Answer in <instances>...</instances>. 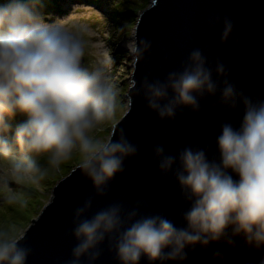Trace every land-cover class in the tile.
<instances>
[{
	"label": "clouds",
	"instance_id": "clouds-1",
	"mask_svg": "<svg viewBox=\"0 0 264 264\" xmlns=\"http://www.w3.org/2000/svg\"><path fill=\"white\" fill-rule=\"evenodd\" d=\"M45 0H0V155L12 157V175L43 176L38 159L46 154L48 165L58 168L74 150L82 154L78 167L91 178L96 191L105 193L110 181L123 172L125 160L139 151L123 129L116 136L99 139L92 133L103 121L112 120L119 92L108 78L112 57L88 66L84 61L85 41L59 20L48 19L42 10ZM222 39H227L233 21L224 20ZM129 52L139 60L151 47L135 35ZM214 71L225 76L223 86ZM226 65L215 69L199 48L193 49L182 70L166 79L145 77L140 87L148 105L162 119L174 118L182 106L200 110V98L220 92V101L236 108L242 102L243 118L236 126L224 122L217 136L219 155H208L203 147L191 145L177 155L163 145L155 147L159 167L175 170L190 206L181 226L162 214L140 215L138 208L126 210L113 203L89 217L91 197L75 210L73 233L78 243L67 264H95L108 240L121 264L177 261L189 258V249L224 242L235 249L246 246L259 253L247 264H264V98L246 94L226 78ZM131 96L129 101L131 102ZM23 118L15 126L9 117ZM24 233L0 235V264H27L32 249L21 244ZM211 257L229 264L226 251L214 247Z\"/></svg>",
	"mask_w": 264,
	"mask_h": 264
},
{
	"label": "water",
	"instance_id": "water-1",
	"mask_svg": "<svg viewBox=\"0 0 264 264\" xmlns=\"http://www.w3.org/2000/svg\"><path fill=\"white\" fill-rule=\"evenodd\" d=\"M233 21L228 38L222 39L224 20ZM137 40L146 38L151 47L143 56L135 57L133 80L137 87L144 78L166 79L169 72L182 70L193 49L199 48L215 69L218 61L226 65V78L253 98H264V0H153L141 12L135 27ZM85 59V58H84ZM221 87L225 76L214 71ZM129 109L114 124L116 136L120 129L139 151L125 160L123 172L110 181L109 189L100 194L89 176L78 165L61 178L53 188L49 202L20 241L32 251L27 264H67L73 258L72 249L78 243L74 233L75 210L92 198L91 217L113 203H122L126 210L138 208L140 215L162 214L177 226L186 222L183 211L190 206L175 175L159 167L155 147L163 145L168 154L177 155L186 146L206 148L208 155H219L217 136L224 122L239 126L244 114L241 102L236 108L220 101V92L200 98L196 111L182 106L174 118L162 119L147 103L143 92L130 86ZM113 131V130H112ZM112 135V133H111ZM102 253L95 264H121L108 240L101 244ZM226 251L229 264H247L259 253L246 246L235 249L224 242H214L209 248L189 249L183 264H218L211 257L212 248ZM87 256L82 264H87ZM139 264H153L143 256ZM160 264V261L154 262ZM166 264H179L167 261Z\"/></svg>",
	"mask_w": 264,
	"mask_h": 264
},
{
	"label": "rangeland",
	"instance_id": "rangeland-1",
	"mask_svg": "<svg viewBox=\"0 0 264 264\" xmlns=\"http://www.w3.org/2000/svg\"><path fill=\"white\" fill-rule=\"evenodd\" d=\"M121 1L124 2L122 11L136 12L130 16V22L123 21L120 15H116V18L110 16ZM152 1L60 0L57 7L43 10L48 19L59 20L67 29L82 35L86 47L84 61L88 66L96 65L105 57H112L108 78L119 92L118 105L113 119L101 122L93 131L92 134L99 139L110 137L114 124L129 109L127 93L132 85L135 57L124 44L133 38L141 12ZM11 124L14 134L16 125ZM38 159L46 174L24 175L17 179L12 175V157L0 155V235L25 233L33 218H37L49 202L56 183L79 164L82 154L74 150L72 157L58 168L48 165L46 154H39Z\"/></svg>",
	"mask_w": 264,
	"mask_h": 264
},
{
	"label": "trees",
	"instance_id": "trees-1",
	"mask_svg": "<svg viewBox=\"0 0 264 264\" xmlns=\"http://www.w3.org/2000/svg\"><path fill=\"white\" fill-rule=\"evenodd\" d=\"M59 1L60 0H45V5H44L42 10H44L45 7H47L48 9L53 8L55 6L57 7L58 4H59ZM123 3H124L123 1H121L120 3H117V5L115 7V11H113V13L111 12L110 16H111V18H116L115 17L116 15H120L122 17L123 21L129 20V22H130L131 19H132L130 16L131 15H135L134 13H136V12H133V11H130V10L122 11L121 6L123 5ZM22 118L23 117L18 114L16 117H11L10 118V122L14 123L15 125H17Z\"/></svg>",
	"mask_w": 264,
	"mask_h": 264
},
{
	"label": "bare ground",
	"instance_id": "bare-ground-1",
	"mask_svg": "<svg viewBox=\"0 0 264 264\" xmlns=\"http://www.w3.org/2000/svg\"><path fill=\"white\" fill-rule=\"evenodd\" d=\"M128 42H129V41L125 42V44H124V46H125L126 48H128V46H127V45H128Z\"/></svg>",
	"mask_w": 264,
	"mask_h": 264
}]
</instances>
